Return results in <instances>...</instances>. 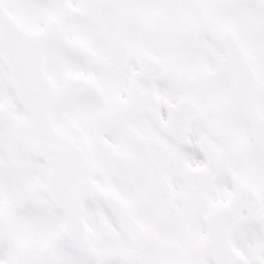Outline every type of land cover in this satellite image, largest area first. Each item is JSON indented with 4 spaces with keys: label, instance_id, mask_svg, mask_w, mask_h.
I'll use <instances>...</instances> for the list:
<instances>
[{
    "label": "snow or ice",
    "instance_id": "obj_1",
    "mask_svg": "<svg viewBox=\"0 0 264 264\" xmlns=\"http://www.w3.org/2000/svg\"><path fill=\"white\" fill-rule=\"evenodd\" d=\"M0 264H264V0H0Z\"/></svg>",
    "mask_w": 264,
    "mask_h": 264
}]
</instances>
